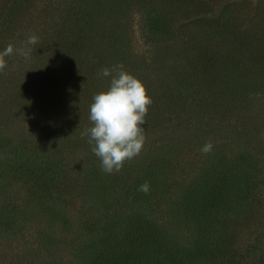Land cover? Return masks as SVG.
Here are the masks:
<instances>
[{
  "label": "rangeland",
  "instance_id": "obj_1",
  "mask_svg": "<svg viewBox=\"0 0 264 264\" xmlns=\"http://www.w3.org/2000/svg\"><path fill=\"white\" fill-rule=\"evenodd\" d=\"M8 45L14 52L0 71V264L50 259L40 242L48 227L35 210L44 192L30 190L34 173L53 168L90 180L89 197L67 195L78 222L65 231L79 234L84 205L101 200L102 216H87L107 223L108 245L119 253L134 247L147 264L181 244L197 254L177 251L179 264H264V0H0V51ZM120 64L152 103L142 151L109 174L82 133L92 126L93 96L110 84L100 73ZM206 143L212 149L203 153ZM146 181L156 184V220L141 229L152 213L145 209V220ZM216 192L234 210L224 222L215 218V234L211 219L191 212ZM85 234L95 246L105 238ZM65 247L58 256L77 264Z\"/></svg>",
  "mask_w": 264,
  "mask_h": 264
},
{
  "label": "trees",
  "instance_id": "obj_2",
  "mask_svg": "<svg viewBox=\"0 0 264 264\" xmlns=\"http://www.w3.org/2000/svg\"><path fill=\"white\" fill-rule=\"evenodd\" d=\"M11 171V170H8ZM32 169H29L27 172L29 173V178L27 179L28 182L31 181V176L34 172H32ZM19 174V172H16ZM36 175L35 182L32 183L30 193L31 195H36L38 193L43 194L44 192V199H41V202L37 203V210L36 212L42 216V218L45 221V224L47 225L48 229L44 232V235L40 239V242L48 248L47 253L49 254L48 259L45 263L49 264H75V262H69L66 259H63L62 257H59V252L65 247L64 251H67V248H71L72 251V257L75 259L76 263L78 264H147L145 261V257H143V253H139V251L135 250L134 247H128L127 251L120 252V248L118 246H115V244H109V235H108V228L107 223L106 226H104L101 221L98 222V219L95 218L94 213L87 216L88 212H96L100 211L102 216V202L101 200H97L95 203V207L92 208L88 206V203L84 204L81 203V207L84 205L82 212V218L80 221V225L77 226L80 228V233L75 234L73 233V229H69L65 231V227H68V225H74L78 222V217L69 218V211L70 207L73 205L69 204V199L67 195L73 193L75 195H82L89 197L91 193V187L89 186V178L88 175H85L83 181L79 179H74L75 174L68 176L63 171L57 170V169H51L50 172H45L43 175H40V173H34ZM39 181V182H38ZM149 184V193L150 197L148 200L140 198V201H144L142 203H145L146 205L141 206L143 215L146 218H148L144 214L145 209H151L152 213L150 214V217L146 220V222H143V219H140V228L142 229L144 225L150 226L153 224V221L156 220V218L151 217L153 214V205L150 204L149 199H153L154 202H156L157 196L155 195L156 191L154 186L156 185L152 181H146ZM52 194V195H51ZM106 194L105 191L101 192V196L103 197ZM51 195V196H50ZM39 196V195H36ZM100 197L99 199H101ZM38 198V197H37ZM145 198V197H144ZM229 198V197H228ZM226 198V199H228ZM47 199L46 202H44ZM225 198H222L221 194H218L217 192L213 194V197L209 199L205 203H209L208 206H202L196 205V207H200L199 209H193V212H191L194 216L197 217L200 221H207L208 219H211L210 225L212 226L214 233L216 234V231L218 229V222L214 221L217 220V216L220 218H223L222 221L224 222L226 220V216L229 215L228 213L232 212L234 210V205H231L232 203H227V201H224ZM225 199V200H226ZM104 200V199H103ZM224 201V202H223ZM63 207H62V206ZM70 206V207H69ZM233 207V208H232ZM12 210L18 209L17 205L11 206ZM91 208V210L89 209ZM67 209V210H66ZM24 211V209H22ZM94 210V211H93ZM150 212V211H149ZM25 214L23 215V217ZM211 218H210V217ZM25 218V217H24ZM224 220V221H223ZM20 222L23 221V218L19 219ZM157 226V225H156ZM57 227H59L61 230H59V234L57 235ZM164 229V228H163ZM98 230V235L104 234L105 238H101L100 242L97 246L94 245L93 242H91V239L89 236H86L85 231H93ZM62 231V233H61ZM149 231L148 233H150ZM61 233V234H60ZM75 234V235H74ZM142 234L141 231H138V236ZM74 235V236H73ZM108 235V236H107ZM205 233L198 236L199 241H203V239L207 236H204ZM64 245V246H61ZM107 246V247H105ZM105 247V248H104ZM173 246H170V243L167 244L165 247V250H170ZM182 249V250H181ZM185 251L186 254H190L193 258L196 257L195 253L196 249L193 247H189L188 245H180L177 249H173L167 258H156L153 262L149 264H161L163 261L165 264H179L177 251ZM153 253H155V250L152 249ZM34 252V251H33ZM149 255V254H148ZM94 256V257H92ZM56 258V259H55ZM145 261V262H144ZM213 263V261H212ZM188 264H191L188 262Z\"/></svg>",
  "mask_w": 264,
  "mask_h": 264
},
{
  "label": "clouds",
  "instance_id": "obj_3",
  "mask_svg": "<svg viewBox=\"0 0 264 264\" xmlns=\"http://www.w3.org/2000/svg\"><path fill=\"white\" fill-rule=\"evenodd\" d=\"M38 42L35 35L28 37L27 44ZM20 55L28 57L30 50L15 49ZM14 48L8 45L0 51V71L7 65L4 57L13 54ZM104 77H111L106 90L93 96L89 106L90 128L82 135L88 136L93 153L100 159L102 170L106 173L119 172L123 163L139 155L145 143L144 117L148 106L152 103L147 94L144 83L124 69L122 64L114 69L104 68L100 73ZM212 149L211 143H206L201 151L208 153ZM139 191L147 193L149 184L140 185Z\"/></svg>",
  "mask_w": 264,
  "mask_h": 264
}]
</instances>
